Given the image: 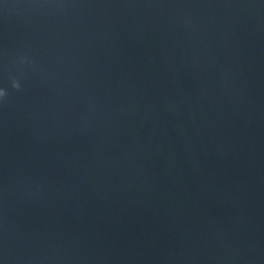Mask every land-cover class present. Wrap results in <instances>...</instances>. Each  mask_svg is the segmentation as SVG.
I'll return each mask as SVG.
<instances>
[{"label":"water","instance_id":"obj_1","mask_svg":"<svg viewBox=\"0 0 264 264\" xmlns=\"http://www.w3.org/2000/svg\"><path fill=\"white\" fill-rule=\"evenodd\" d=\"M0 264H264V0H0Z\"/></svg>","mask_w":264,"mask_h":264},{"label":"clouds","instance_id":"obj_2","mask_svg":"<svg viewBox=\"0 0 264 264\" xmlns=\"http://www.w3.org/2000/svg\"><path fill=\"white\" fill-rule=\"evenodd\" d=\"M5 95V92L3 89H0V97H3Z\"/></svg>","mask_w":264,"mask_h":264}]
</instances>
